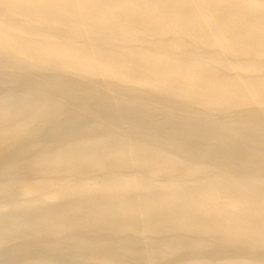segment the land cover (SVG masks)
Segmentation results:
<instances>
[{"label": "bare ground", "instance_id": "bare-ground-1", "mask_svg": "<svg viewBox=\"0 0 264 264\" xmlns=\"http://www.w3.org/2000/svg\"><path fill=\"white\" fill-rule=\"evenodd\" d=\"M0 86V264H264V0H0Z\"/></svg>", "mask_w": 264, "mask_h": 264}, {"label": "rangeland", "instance_id": "rangeland-1", "mask_svg": "<svg viewBox=\"0 0 264 264\" xmlns=\"http://www.w3.org/2000/svg\"><path fill=\"white\" fill-rule=\"evenodd\" d=\"M60 80L62 79L61 77H56L54 79H47L48 81H53V80ZM79 85L73 81H65L63 83H55L53 81V85L57 88H62V90H60V92L68 95L70 98H72L74 101L78 102L80 105H83V103L81 102L80 98H77L75 97V95H70V92H74V94L80 96V97H83V98H88V97H93L95 96V93H92L91 91H84L85 88H86V85L90 84L88 81H85V80H79L78 81ZM93 88H99L97 87V85H92ZM7 90L9 89H6V86H0V94L1 93H5L7 92ZM51 92V91H49ZM93 94V95H92ZM71 99V100H72ZM72 100V101H73ZM109 99H106V98H102L101 100L100 99H96L95 101L96 102H100V101H108ZM110 101V100H109ZM62 104H65V101L61 102ZM117 105V107L119 108H123V109H130V108H138V109H141L143 111H146V112H149L151 113L154 109H155V106L152 105V104H145V105H132V104H126V103H115ZM169 114V113H168ZM175 115H179V114H175ZM79 116H86V114H79L77 115L76 117H79ZM180 116V115H179ZM255 116L257 118H260V119H264V115L260 114V113H256ZM215 119L217 120H220L221 119V116L220 115H216L214 116ZM214 117H211L212 119H214ZM220 119H219V118ZM156 120L158 121H161V117L157 118ZM161 123V122H160ZM39 126H33V127H30L29 129H27L24 133H20L18 134L16 137L19 139V140H22V139H29V138H34L38 135H40V133H43L44 130L46 129H43V131L41 129H38ZM114 129H117V128H114ZM114 129H110L109 131H106V132H111V133H115L117 134L118 131L114 130ZM36 130H40L38 132H36ZM118 130V129H117ZM127 129H123V135L124 136H128L127 135V132H126ZM158 132H162V131H158ZM156 134V137L157 138H162V142H161V146L164 147V148H170V147H176V146H179L181 145V143H185V144H189V145H196L195 142H186V141H183V139L185 138L184 136H180V135H177L176 133H154ZM134 137H139L138 135H135ZM217 138H215L214 140H216ZM144 143H147L149 145H156V142H154L151 138L149 139H142ZM69 141V140H68ZM68 141H64V142H68ZM203 144H206V143H215L217 144L216 142H212V141H201ZM231 143V145L235 148H237L239 152V155H237L236 153H230V157H232L234 159V162H227L225 161L224 159H222V157H217V158H220L222 159L223 162H226L230 165H233V166H242L244 168H247V169H252L251 166L247 165L246 163L244 164V162H241V158L240 157H243V156H246V159H244V161H250L252 160L254 157L249 155V154H245L248 150V148H245V147H239L236 145V143L234 141H229ZM60 142H57V143H52L51 140H46L44 141L43 143L40 144V150L43 151V152H49L51 151L53 148H55V146H57ZM197 143H200V142H197ZM62 144V143H60ZM172 149V148H171ZM175 149V148H174ZM224 149V148H223ZM176 150V149H175ZM227 152L230 151V149H227L226 150ZM196 152L197 154H201V155H204V156H214L213 154H210L209 152L207 151H194ZM194 152H191V153H194ZM183 158H187L185 155L183 154H180ZM260 160H264L263 158H260ZM261 172H264L263 170H260ZM31 174H34V171H31L30 172ZM3 178V177H2ZM1 178V179H2ZM0 179V180H1ZM32 182H38L39 184H44L46 183L47 181L46 180H38V181H34L33 179L31 180ZM90 227H85V228H82L80 229V231H85L87 229H89ZM36 240V243H38V240L39 239H35ZM40 245H35V246H32L31 247V250H34V249H37L39 248ZM25 255H28V256H32V252L29 251V252H25L24 253ZM2 261L5 260V259H1ZM110 260H113V258H110ZM5 264V263H4Z\"/></svg>", "mask_w": 264, "mask_h": 264}]
</instances>
